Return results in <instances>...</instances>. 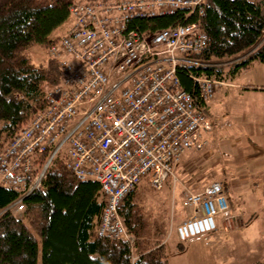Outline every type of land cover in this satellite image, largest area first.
Masks as SVG:
<instances>
[{"label":"built area","instance_id":"2783aa9c","mask_svg":"<svg viewBox=\"0 0 264 264\" xmlns=\"http://www.w3.org/2000/svg\"><path fill=\"white\" fill-rule=\"evenodd\" d=\"M205 1L77 0L71 6L67 30L49 47L61 82L46 91L44 108L0 146V186L19 194L7 208L22 212L23 199L61 158L78 180L100 186L97 234L133 243L119 214L125 197L143 183L162 188L187 150L205 147L212 129L205 105L226 82L195 77L198 100L181 85L178 68L204 64L193 57L207 42L198 22L150 33L129 25L178 9L201 14ZM182 204L192 213L176 227L180 241L214 231L218 216L231 215L218 180L187 191Z\"/></svg>","mask_w":264,"mask_h":264},{"label":"trees","instance_id":"16d2710c","mask_svg":"<svg viewBox=\"0 0 264 264\" xmlns=\"http://www.w3.org/2000/svg\"><path fill=\"white\" fill-rule=\"evenodd\" d=\"M76 1L0 0V146L44 108L46 91L61 82L56 59L49 55L38 65L27 50L33 44L49 50L58 38L51 34L67 21ZM193 22L207 33L206 45L193 55L204 64L185 65L177 74L196 100L195 77L228 76L220 60H232L229 75L264 63V0H206L201 14L178 9L134 19L129 26L150 33ZM205 112L209 116L207 105ZM222 184L226 193L228 184ZM99 189L95 181L78 180L61 158L23 199L20 213L7 208L19 194L0 186V264H168L165 222L145 211L138 189L119 208L133 243L97 234L103 205Z\"/></svg>","mask_w":264,"mask_h":264},{"label":"crops","instance_id":"0c3cea01","mask_svg":"<svg viewBox=\"0 0 264 264\" xmlns=\"http://www.w3.org/2000/svg\"><path fill=\"white\" fill-rule=\"evenodd\" d=\"M247 88L264 94V89H261L264 88V83L251 82ZM255 102L250 104V117H253L257 111ZM208 111L209 117L212 116L210 105H208ZM261 114L264 121V111L258 115ZM219 119L220 117L216 116L215 120ZM213 131L214 123L212 122V129L209 132L213 133ZM252 137L248 132V141H246L249 143L248 146L242 142L241 136H238L236 132L220 140L217 148L224 149L223 151L230 150L225 151L228 165L218 170L216 164L215 173L212 172L211 180L207 182L208 184L212 180L221 179L219 181L228 184L226 195L231 215L229 217L218 216L217 229L182 242L180 248L178 244L181 241L174 228L166 238L168 264H172V256L177 258L179 255V259L176 260L179 264H264V142L258 135ZM240 143L242 153L235 158L231 149L237 148ZM211 152L213 150L208 149L203 156ZM191 161L192 159L182 164L179 162L176 169L181 168V174H185L188 187L193 184L194 189L196 186L200 189L203 185L196 184V182L200 183L201 177L198 179L197 176L192 175L195 170L191 171L194 167ZM210 168L208 167L198 176L207 172L210 174L213 171Z\"/></svg>","mask_w":264,"mask_h":264},{"label":"rangeland","instance_id":"374dc122","mask_svg":"<svg viewBox=\"0 0 264 264\" xmlns=\"http://www.w3.org/2000/svg\"><path fill=\"white\" fill-rule=\"evenodd\" d=\"M70 21L71 19L68 18L67 21L53 31L51 37L56 38L64 34ZM27 55L31 57L33 62L39 65L47 62L49 50L47 47L33 44L27 50ZM230 61L232 60H220V62L225 65L224 75L228 76L223 79V81L226 82L225 84L218 85L215 88L214 96L209 103L212 115L209 118L214 123L213 133L209 132L205 135L207 139L206 147L200 150H187L182 155L179 163H186L188 160L192 159L191 164H193L194 167L191 171L195 170V172L192 171V175L197 176L198 179L201 177L200 183L196 182V184L203 185L200 189L197 188L199 186H196L197 190H201L206 186L207 182L211 180L210 176L212 172L215 171L216 164L218 165V170L228 165L226 152L230 150H225V152L223 151L224 149H218L217 145L220 143V140L228 136L230 137L236 132L238 136H241L242 142L248 146L249 143L246 141H248L247 133L249 132V135L253 136L252 138L258 135L261 141L264 142V121L261 118L263 115H258L261 111H264V94L261 92H253L250 88H247L251 82L264 83V63L255 62L250 68L241 69V71L235 75H229L227 72L231 68L228 64ZM254 102L256 103L258 114L256 111L255 115L250 117V104ZM216 116H219L220 119L215 120ZM208 149H212L214 153L211 152L203 156ZM65 150L66 146L63 151ZM231 153L235 155V158L240 156L242 153L241 143L237 148H232ZM207 156L209 157L207 158ZM208 167H211L210 170H213L210 174H207V172L204 175L198 176ZM186 184V177L185 174H181V168H175L174 176H170L164 182L162 188L154 189L146 183L141 184V186L137 188L142 193L141 203L144 205L145 211L153 217L164 220L168 235L169 233L171 234L179 223H181L180 220L187 218L192 213L191 208L182 204V200L187 191L197 190L194 189L193 184H190L189 187ZM179 257L180 255L177 258L172 256V264H179L176 262Z\"/></svg>","mask_w":264,"mask_h":264}]
</instances>
